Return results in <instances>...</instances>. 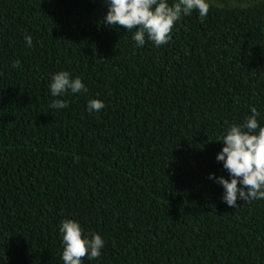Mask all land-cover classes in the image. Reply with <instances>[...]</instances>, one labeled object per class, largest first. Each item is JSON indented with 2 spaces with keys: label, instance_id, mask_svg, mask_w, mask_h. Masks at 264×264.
I'll list each match as a JSON object with an SVG mask.
<instances>
[{
  "label": "trees",
  "instance_id": "1",
  "mask_svg": "<svg viewBox=\"0 0 264 264\" xmlns=\"http://www.w3.org/2000/svg\"><path fill=\"white\" fill-rule=\"evenodd\" d=\"M106 11L0 0V264H64L65 218L105 240L83 264H264V200L229 207L209 179L228 176L227 125L252 107L264 123V0H210L159 47ZM60 70L87 92L54 110ZM92 98L105 107L89 114Z\"/></svg>",
  "mask_w": 264,
  "mask_h": 264
},
{
  "label": "clouds",
  "instance_id": "2",
  "mask_svg": "<svg viewBox=\"0 0 264 264\" xmlns=\"http://www.w3.org/2000/svg\"><path fill=\"white\" fill-rule=\"evenodd\" d=\"M107 11L103 23L123 26L132 32L131 39L137 47L151 41L159 47L166 44L174 26L183 17L196 12L198 18H207L210 0H104ZM135 29V31H133ZM26 46L30 47L32 38L25 36ZM18 62L13 63L16 67ZM49 90L54 98L49 107L62 110L68 106L63 97L68 93H86L87 87L79 77H73L69 71L60 70L51 75ZM87 110L99 112L105 107L100 99L88 100ZM260 113L255 107L243 122L229 123L216 139L222 141V148L216 160L223 163L228 176L209 174L222 186V200L229 207H238V198L242 201L264 200V123L258 120ZM61 238V260L64 264H83V258L97 260L102 255L105 240L99 233H87L77 220L63 219L58 226Z\"/></svg>",
  "mask_w": 264,
  "mask_h": 264
}]
</instances>
